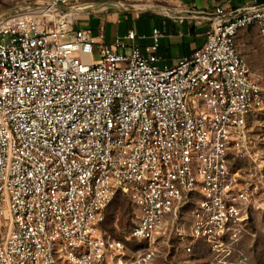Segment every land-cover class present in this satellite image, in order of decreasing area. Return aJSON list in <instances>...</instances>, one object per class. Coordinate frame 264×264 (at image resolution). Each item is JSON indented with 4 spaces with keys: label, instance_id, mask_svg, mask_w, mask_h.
<instances>
[{
    "label": "built area",
    "instance_id": "1",
    "mask_svg": "<svg viewBox=\"0 0 264 264\" xmlns=\"http://www.w3.org/2000/svg\"><path fill=\"white\" fill-rule=\"evenodd\" d=\"M123 1L0 16V264H156L172 237L229 256L264 211V71L236 42L255 30L264 48V6L217 7L202 45L161 66L159 27L142 46L81 26ZM119 193L124 236L103 227Z\"/></svg>",
    "mask_w": 264,
    "mask_h": 264
},
{
    "label": "crops",
    "instance_id": "2",
    "mask_svg": "<svg viewBox=\"0 0 264 264\" xmlns=\"http://www.w3.org/2000/svg\"><path fill=\"white\" fill-rule=\"evenodd\" d=\"M122 4L108 11L96 12L106 15L108 27L101 21L91 23V15L88 19L86 17L81 26L92 29L103 26L108 39L134 29L142 46L152 43V29L159 27L165 35L157 53L159 63L161 66H173L182 57L191 54L195 48L202 45L206 32L217 17V7L230 12L237 7L264 6V0H162L161 3L155 0H125ZM131 5L133 6L130 7ZM140 5L147 7L139 9ZM134 11L146 13L138 17L134 15ZM121 12L128 14L121 16ZM255 33L257 31L248 30L244 31V38H240V34L237 37V48L246 57L253 55L257 46L263 48L259 35L260 41L257 43ZM249 63L251 65L250 61Z\"/></svg>",
    "mask_w": 264,
    "mask_h": 264
},
{
    "label": "rangeland",
    "instance_id": "3",
    "mask_svg": "<svg viewBox=\"0 0 264 264\" xmlns=\"http://www.w3.org/2000/svg\"><path fill=\"white\" fill-rule=\"evenodd\" d=\"M36 1L38 0H0V16L13 12L22 5L33 4ZM155 1L161 3L162 0ZM121 13V16L128 14L127 12ZM143 13L146 12L134 11V15H138V17H142ZM106 20L105 14L96 13L91 15L90 22L94 24L96 21H101L106 23L105 26L108 27L109 22ZM239 37L244 38V31H241ZM255 39L257 43L260 41L257 33H255ZM252 54L247 55V59L251 62L253 70L256 73L263 72L264 49L257 46ZM108 215L107 228L111 229V232L124 236L130 230L131 206L127 199L122 196L119 197L109 208ZM176 247L177 242L173 237L161 243L158 247L159 256L156 264H264V211L256 212L247 222L243 235L229 256H217L203 246L191 254L182 251L177 252Z\"/></svg>",
    "mask_w": 264,
    "mask_h": 264
},
{
    "label": "trees",
    "instance_id": "4",
    "mask_svg": "<svg viewBox=\"0 0 264 264\" xmlns=\"http://www.w3.org/2000/svg\"><path fill=\"white\" fill-rule=\"evenodd\" d=\"M124 197L125 199H127V201H128V203H129V205L131 206V215H130V217L132 218V205H131V203H130V200H129V198L126 196V195H124V194H122V193H119L116 197H115V199L113 200V202L111 203V205L119 198V197ZM111 205L109 206V208L111 207ZM109 208H108V210H107V214H106V220H105V223H104V225H103V227L106 229V230H108V231H111V229H108L107 228V225H108V219H109V215H108V212H109ZM131 221H129V227L131 228ZM129 228V229H130ZM201 246H203V247H206L205 246V243L203 242V241H200V242H198L197 243V245L195 246V250H194V252L196 251V249H199ZM211 251V250H210ZM212 252V251H211Z\"/></svg>",
    "mask_w": 264,
    "mask_h": 264
},
{
    "label": "bare ground",
    "instance_id": "5",
    "mask_svg": "<svg viewBox=\"0 0 264 264\" xmlns=\"http://www.w3.org/2000/svg\"><path fill=\"white\" fill-rule=\"evenodd\" d=\"M106 6V5H105ZM105 6H94V5H87L86 7H85V9H87V10H92V11H98V10H101V9H103ZM140 9L141 8H143V9H145L146 7H147V5H140V6H138ZM145 7V8H144ZM151 7V6H150ZM25 8V6L24 5H22V6H20V7H18L17 9H16V11H19L20 9H24ZM149 8V7H148ZM156 8V7H155Z\"/></svg>",
    "mask_w": 264,
    "mask_h": 264
}]
</instances>
